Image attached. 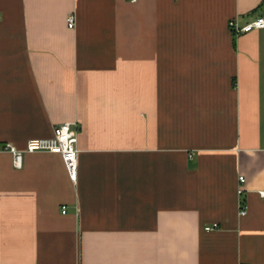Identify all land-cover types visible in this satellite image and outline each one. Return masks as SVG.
I'll return each mask as SVG.
<instances>
[{
    "label": "crops",
    "instance_id": "0c3cea01",
    "mask_svg": "<svg viewBox=\"0 0 264 264\" xmlns=\"http://www.w3.org/2000/svg\"><path fill=\"white\" fill-rule=\"evenodd\" d=\"M258 16L264 0H0V264H264V28L228 26ZM65 122L77 182L60 154L15 168L6 143Z\"/></svg>",
    "mask_w": 264,
    "mask_h": 264
},
{
    "label": "built area",
    "instance_id": "2783aa9c",
    "mask_svg": "<svg viewBox=\"0 0 264 264\" xmlns=\"http://www.w3.org/2000/svg\"><path fill=\"white\" fill-rule=\"evenodd\" d=\"M136 2L137 0H131ZM67 23L70 28H74L76 25V16L75 14H70L67 17ZM228 26L231 32L235 36L248 33L253 30L263 29L264 28V16H258L250 22L241 23L238 18L231 19L228 22ZM78 136H79V126L76 122H65L58 126H55L53 135L47 138H33L30 139L25 148L19 149L12 143H6L5 149L12 154L13 164L15 168L21 169L23 167V160L25 153L32 152H50L55 154H60L69 178L73 182L78 180ZM240 181L244 182L245 179L243 176L240 177ZM239 193H243V189H239ZM260 195L264 197V191L260 192ZM66 210H63L65 213ZM241 215H246L247 209L244 204H241ZM217 225L207 226V230L216 229Z\"/></svg>",
    "mask_w": 264,
    "mask_h": 264
}]
</instances>
